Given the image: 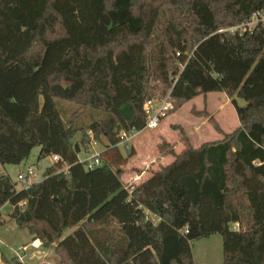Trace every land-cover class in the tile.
I'll use <instances>...</instances> for the list:
<instances>
[{
    "label": "trees",
    "instance_id": "1",
    "mask_svg": "<svg viewBox=\"0 0 264 264\" xmlns=\"http://www.w3.org/2000/svg\"><path fill=\"white\" fill-rule=\"evenodd\" d=\"M261 8L264 0H0V163L21 164L35 147L40 159H63L22 189L0 174V208L15 205L10 218L55 245L64 264H196L192 242L214 233L224 264H264V26L220 31ZM169 91V114L226 92L240 125L199 147L186 138L171 163L127 188L121 166L134 151L122 153V133L144 130L145 102ZM61 101L76 106L69 121ZM90 132L109 140L92 170L79 161Z\"/></svg>",
    "mask_w": 264,
    "mask_h": 264
},
{
    "label": "rangeland",
    "instance_id": "2",
    "mask_svg": "<svg viewBox=\"0 0 264 264\" xmlns=\"http://www.w3.org/2000/svg\"><path fill=\"white\" fill-rule=\"evenodd\" d=\"M61 102L64 118L69 121L76 106L73 103ZM237 102L240 105L246 104V101L241 98H237ZM96 116L101 117L102 114L96 113ZM92 120L93 114L87 112L80 121L88 125ZM213 121L218 123L223 133L216 130ZM239 125L232 98L226 92H210L197 96L163 118L156 129L145 128L135 135L125 137L124 142L119 146L122 153L127 156L130 149H133L134 153L129 157L128 162L121 166L124 185L133 189L161 166L174 160V155L170 154V150L173 149L176 153H180L185 148L186 138L195 147H199L203 143L223 139L224 134L233 132ZM90 137L91 143L86 153L93 150L103 151L109 143L106 135H101L99 140L93 135ZM81 138L82 133L80 132L77 134V139ZM161 147L164 152L160 151ZM40 150L41 147H35L30 156L21 164L3 165L0 163V174L9 175L17 184V188L22 189L27 184L18 181V174L31 166L36 170L32 182L41 181L46 169L55 162L50 156L40 159ZM86 153H82L81 157H86ZM4 212L7 223L0 228V255L4 264H14L13 248L18 245L28 247L26 264H64L55 251V245L47 250L41 244L32 245L29 231L20 228L16 221L10 218L9 205L5 207ZM72 231L73 229H69L67 233ZM192 250L196 264H224L223 236L220 233L194 240Z\"/></svg>",
    "mask_w": 264,
    "mask_h": 264
},
{
    "label": "built area",
    "instance_id": "3",
    "mask_svg": "<svg viewBox=\"0 0 264 264\" xmlns=\"http://www.w3.org/2000/svg\"><path fill=\"white\" fill-rule=\"evenodd\" d=\"M262 24L264 26V8L259 9L257 12L253 14L250 20L240 25L227 27L225 29H221L220 31H228V32H243V31H254L255 28ZM171 92L169 91L165 96H156L148 99L144 104V110L148 115V121L145 128L156 129L159 127L160 122L163 118H165L169 111L172 109V99ZM138 133V132H137ZM92 135V132H90ZM123 136L127 137L126 133H123ZM82 153H86L82 152ZM81 153V154H82ZM81 154L79 155L80 163H83L87 169H94L101 164H103V157L101 150H93L91 152L86 153V157L82 158ZM54 162L63 161V159L58 155L54 154L51 156ZM69 165L65 164L64 171L69 170ZM36 175V170L34 167H27L26 171H21L18 174V181L27 184L26 187H29L33 182L32 179ZM10 206V213L14 210L15 205L11 203H6L3 207L0 208V227L7 223V217L4 215L5 207ZM20 206H25L26 202H21ZM237 227V225L235 226ZM40 241H32V245H40ZM28 247L25 245H18L13 248L14 252V261L20 262L21 264H26V258L28 256ZM51 264V263H47Z\"/></svg>",
    "mask_w": 264,
    "mask_h": 264
},
{
    "label": "crops",
    "instance_id": "4",
    "mask_svg": "<svg viewBox=\"0 0 264 264\" xmlns=\"http://www.w3.org/2000/svg\"><path fill=\"white\" fill-rule=\"evenodd\" d=\"M172 161H173V160H172ZM172 161H171V162H172ZM171 162H170V163H171ZM168 164H169V163H168ZM149 177H150V176H149ZM139 178H140V177H139ZM147 178H148V177H147ZM147 178H145L144 180H146ZM144 180H142L141 182H143ZM141 182H140V183H141ZM140 183H139V184H140ZM2 227H3V226H2ZM0 228H1V227H0ZM29 234H30V233H29ZM67 234H69V233H67ZM30 238L32 239L31 235H30ZM32 241H33V239H32ZM41 245H42V244H41ZM42 246H43V245H42ZM45 249L47 250L48 248H45ZM0 264H4L3 261H2V256H1V255H0Z\"/></svg>",
    "mask_w": 264,
    "mask_h": 264
},
{
    "label": "water",
    "instance_id": "5",
    "mask_svg": "<svg viewBox=\"0 0 264 264\" xmlns=\"http://www.w3.org/2000/svg\"><path fill=\"white\" fill-rule=\"evenodd\" d=\"M18 264H21L20 262H18Z\"/></svg>",
    "mask_w": 264,
    "mask_h": 264
}]
</instances>
